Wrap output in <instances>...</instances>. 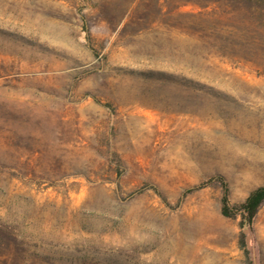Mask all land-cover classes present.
I'll return each mask as SVG.
<instances>
[{
  "label": "rangeland",
  "instance_id": "374dc122",
  "mask_svg": "<svg viewBox=\"0 0 264 264\" xmlns=\"http://www.w3.org/2000/svg\"><path fill=\"white\" fill-rule=\"evenodd\" d=\"M261 185L254 15L0 0V264H264V204L221 212Z\"/></svg>",
  "mask_w": 264,
  "mask_h": 264
},
{
  "label": "trees",
  "instance_id": "16d2710c",
  "mask_svg": "<svg viewBox=\"0 0 264 264\" xmlns=\"http://www.w3.org/2000/svg\"><path fill=\"white\" fill-rule=\"evenodd\" d=\"M219 3H230L233 6H238L242 11L249 15H254L261 26L264 28V0H218ZM264 204V185L253 189L247 198L239 204H232L229 197L228 188L225 186L222 195L223 215L233 217L237 212H241L243 221L252 226L258 211ZM242 245L245 246V241L242 240Z\"/></svg>",
  "mask_w": 264,
  "mask_h": 264
}]
</instances>
